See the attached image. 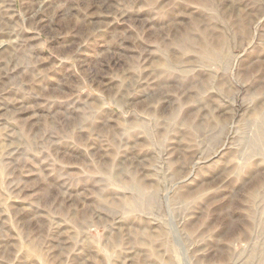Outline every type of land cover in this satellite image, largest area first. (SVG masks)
Returning a JSON list of instances; mask_svg holds the SVG:
<instances>
[{"label": "rangeland", "instance_id": "rangeland-1", "mask_svg": "<svg viewBox=\"0 0 264 264\" xmlns=\"http://www.w3.org/2000/svg\"><path fill=\"white\" fill-rule=\"evenodd\" d=\"M0 264H264V0H0Z\"/></svg>", "mask_w": 264, "mask_h": 264}]
</instances>
